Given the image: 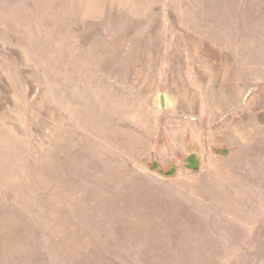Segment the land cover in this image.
I'll use <instances>...</instances> for the list:
<instances>
[{"label":"rangeland","instance_id":"374dc122","mask_svg":"<svg viewBox=\"0 0 264 264\" xmlns=\"http://www.w3.org/2000/svg\"><path fill=\"white\" fill-rule=\"evenodd\" d=\"M0 264H264V0H0Z\"/></svg>","mask_w":264,"mask_h":264}]
</instances>
